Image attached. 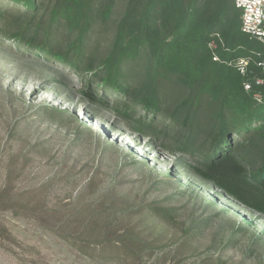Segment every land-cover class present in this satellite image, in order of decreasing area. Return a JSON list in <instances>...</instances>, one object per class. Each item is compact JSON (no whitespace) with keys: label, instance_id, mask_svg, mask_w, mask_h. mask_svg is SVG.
I'll use <instances>...</instances> for the list:
<instances>
[{"label":"rangeland","instance_id":"rangeland-1","mask_svg":"<svg viewBox=\"0 0 264 264\" xmlns=\"http://www.w3.org/2000/svg\"><path fill=\"white\" fill-rule=\"evenodd\" d=\"M83 75L0 40V264H264V215L96 109Z\"/></svg>","mask_w":264,"mask_h":264},{"label":"trees","instance_id":"trees-1","mask_svg":"<svg viewBox=\"0 0 264 264\" xmlns=\"http://www.w3.org/2000/svg\"><path fill=\"white\" fill-rule=\"evenodd\" d=\"M92 1L0 0V40L88 76L96 109L159 131L177 166L264 215V42L233 0H125L106 38L114 0Z\"/></svg>","mask_w":264,"mask_h":264},{"label":"built area","instance_id":"built-area-1","mask_svg":"<svg viewBox=\"0 0 264 264\" xmlns=\"http://www.w3.org/2000/svg\"><path fill=\"white\" fill-rule=\"evenodd\" d=\"M233 2L240 10L241 31L251 38L264 42V0H233ZM210 46L214 47V44L211 42ZM212 59L219 60L216 54ZM246 63L245 60H240L239 70L241 72ZM256 98L259 100L260 96L256 95Z\"/></svg>","mask_w":264,"mask_h":264}]
</instances>
